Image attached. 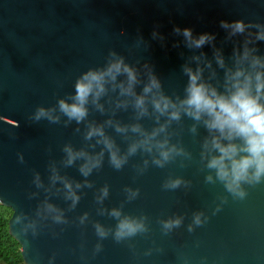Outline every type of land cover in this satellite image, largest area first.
<instances>
[{
    "label": "water",
    "instance_id": "obj_1",
    "mask_svg": "<svg viewBox=\"0 0 264 264\" xmlns=\"http://www.w3.org/2000/svg\"><path fill=\"white\" fill-rule=\"evenodd\" d=\"M236 20L251 27L229 36L220 22ZM185 28L193 37L208 33L215 39L200 49L188 47ZM259 31L264 0H0V205L11 210L8 233L20 245L23 263L264 264V180L242 184L246 196L235 197L201 157L209 135L203 125L183 113L169 121L151 104L158 93L177 103L185 97V66H199L202 81L224 91L225 72L235 66L233 49L242 51L248 33L254 41L249 47L264 58V41H255ZM215 49L224 67L216 63ZM110 52L136 71V95L150 76L160 82L145 97L147 112L135 107V96L106 84L96 104L89 98L82 121L69 120L58 101L71 103L76 80L105 67ZM125 80L118 76L116 83ZM40 107L53 109L58 122L35 120ZM161 124L166 129L153 143L167 139L185 154H174L164 167L153 163L160 159L155 147L129 154V146L144 139L133 125L151 133ZM90 127H100L125 158L120 169L111 164L102 137L86 138ZM66 148L82 154L69 164ZM85 164L88 175L80 170ZM177 179L178 187H165ZM125 217L145 230L117 241ZM176 219L179 226L164 227ZM97 225L106 236L98 235Z\"/></svg>",
    "mask_w": 264,
    "mask_h": 264
},
{
    "label": "clouds",
    "instance_id": "obj_2",
    "mask_svg": "<svg viewBox=\"0 0 264 264\" xmlns=\"http://www.w3.org/2000/svg\"><path fill=\"white\" fill-rule=\"evenodd\" d=\"M221 28L230 29L229 36L245 33L246 25L243 21L220 22ZM260 28V25H255ZM180 32L179 28L175 29ZM188 47L196 49L202 48L205 44H211L215 37L208 33L193 37L191 29L182 30ZM252 33L244 40L242 51L233 49L234 69L229 68L225 72V90L218 91L215 87L206 84L201 79V68L196 67L195 71L184 67L187 74L188 83L185 88V97L174 102L168 96L158 93L151 100L152 108L160 115H167L169 121H178L181 114L189 117L193 121L201 123L208 132V137L204 139L202 158H206V167L214 171L217 181L223 183L225 189L235 197L243 199L246 196L242 189V184H256L264 180V58L257 55V49L249 47L254 44L250 39ZM255 41H264V31L255 34ZM204 54L201 53V56ZM111 57L106 66L100 69H89L76 80L74 85V95L72 102L68 103L63 99L58 101L59 111L69 120H75L77 123L82 121L88 113L86 104L91 97L92 103L96 104L99 98L106 92V84L113 88H119L121 95L135 96V107L143 115L147 112L145 107V97L152 93L153 89H160V82L155 76H150L149 82L144 85L142 94L136 95L134 85L138 83L136 71L124 62V58L117 56L115 52H110ZM200 57L194 56V60ZM214 58L220 67L225 66L224 59L219 49L214 50ZM210 66V65H209ZM118 76H125L126 80L117 82ZM97 107H100L97 104ZM53 109L40 107L36 110L34 119L40 120L46 118L50 122H58V117L52 115ZM165 124L159 128L153 129L151 133H143L139 125H133V132H140L144 139L129 146V154H134L138 148L147 152H152L155 147L159 151L160 159H154L153 163L158 167H164L173 155L185 154L183 149H178L174 145L168 146L167 139L153 140L159 133L164 132ZM117 131H124L117 126ZM195 132V125L190 129ZM97 135L103 138L105 148L109 150L110 162L116 168L120 169L125 158L118 157L116 151H113L112 142L104 136L100 127H90L86 138ZM100 141H98L99 143ZM65 151L69 154L68 163L70 164L75 155L82 153H72L70 148ZM99 160H93L92 166H98ZM81 172L88 175L91 168L85 164L81 167ZM206 181L213 182V176L205 177ZM37 182L39 177L37 176ZM180 180L169 181L165 184L166 188H176L180 185ZM66 187L70 185L66 184ZM103 195L107 196V189H103ZM134 197L137 193L133 192ZM73 202L78 199L72 195ZM49 211H55L51 204L46 205ZM111 215L119 217L120 212L113 209ZM57 221L60 217H55ZM19 221L16 217L14 223ZM195 223L200 224L199 215L195 218ZM180 220L164 222V227L170 229L173 226H179ZM99 236L104 237L107 233L99 225L96 226ZM144 226L135 220L125 217L120 220L115 232V238L119 241L125 236L135 235L138 231H144ZM191 230V229H190ZM20 247V245L18 244ZM21 251V249H20ZM20 264H23L22 258Z\"/></svg>",
    "mask_w": 264,
    "mask_h": 264
},
{
    "label": "trees",
    "instance_id": "obj_3",
    "mask_svg": "<svg viewBox=\"0 0 264 264\" xmlns=\"http://www.w3.org/2000/svg\"><path fill=\"white\" fill-rule=\"evenodd\" d=\"M11 214L10 209L0 205V264H20L17 255L22 258L21 248L8 233V220Z\"/></svg>",
    "mask_w": 264,
    "mask_h": 264
}]
</instances>
